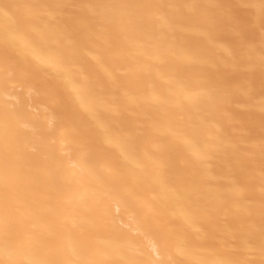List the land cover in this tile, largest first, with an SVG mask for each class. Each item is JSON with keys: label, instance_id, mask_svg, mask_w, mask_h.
Wrapping results in <instances>:
<instances>
[{"label": "bare ground", "instance_id": "1", "mask_svg": "<svg viewBox=\"0 0 264 264\" xmlns=\"http://www.w3.org/2000/svg\"><path fill=\"white\" fill-rule=\"evenodd\" d=\"M0 264H264V0H0Z\"/></svg>", "mask_w": 264, "mask_h": 264}]
</instances>
